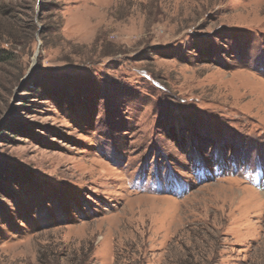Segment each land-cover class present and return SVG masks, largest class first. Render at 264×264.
<instances>
[{
	"label": "rangeland",
	"instance_id": "rangeland-1",
	"mask_svg": "<svg viewBox=\"0 0 264 264\" xmlns=\"http://www.w3.org/2000/svg\"><path fill=\"white\" fill-rule=\"evenodd\" d=\"M0 264H264V0H0Z\"/></svg>",
	"mask_w": 264,
	"mask_h": 264
},
{
	"label": "trees",
	"instance_id": "trees-1",
	"mask_svg": "<svg viewBox=\"0 0 264 264\" xmlns=\"http://www.w3.org/2000/svg\"><path fill=\"white\" fill-rule=\"evenodd\" d=\"M0 54H1V51H0ZM0 60H1V57H0Z\"/></svg>",
	"mask_w": 264,
	"mask_h": 264
}]
</instances>
